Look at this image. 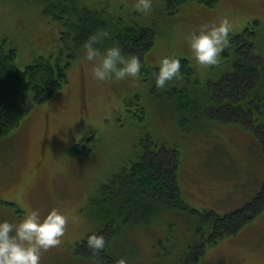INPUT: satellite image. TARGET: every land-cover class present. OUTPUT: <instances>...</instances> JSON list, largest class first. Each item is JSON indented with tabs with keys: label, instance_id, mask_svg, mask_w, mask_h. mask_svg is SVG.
Segmentation results:
<instances>
[{
	"label": "rangeland",
	"instance_id": "rangeland-1",
	"mask_svg": "<svg viewBox=\"0 0 264 264\" xmlns=\"http://www.w3.org/2000/svg\"><path fill=\"white\" fill-rule=\"evenodd\" d=\"M108 2L112 12L140 17L159 33L147 54L133 53L142 63L141 73L120 81L96 80L83 47L64 37L66 29L55 18L42 16V11L28 16L15 3L0 4V35L7 33L17 44L20 69L50 54L70 63L69 83L33 107L16 130L0 140V219L19 220L33 209L43 218L58 208L68 218L66 231L58 245L42 250L40 264H102L78 244L108 227L100 185L108 184L115 171L141 153L139 142L149 129L158 145L178 146L177 175L184 202L164 205L132 227L127 232L131 236L117 233L110 244L113 257L125 264H264V210L236 234L208 242L215 216L232 214L264 197V143L252 119L234 118L230 104H225L221 112L205 109L206 114L190 118L182 130L168 100L170 89L179 85L191 88L201 105L208 88L215 90L214 103L222 105L224 88L219 82L226 83L235 69L249 67L236 61L232 44L246 28L253 42V63H264V0H218L214 6L193 0L171 16L166 0H153L149 13L137 10L136 0ZM222 16L234 22L229 43L218 64L200 65L188 38ZM163 56L188 59L194 71H181L180 78L158 88L152 77ZM262 83L259 79L260 87ZM134 99L145 106L148 127L134 124L135 108L126 105ZM92 133L95 139L75 147Z\"/></svg>",
	"mask_w": 264,
	"mask_h": 264
},
{
	"label": "trees",
	"instance_id": "trees-1",
	"mask_svg": "<svg viewBox=\"0 0 264 264\" xmlns=\"http://www.w3.org/2000/svg\"><path fill=\"white\" fill-rule=\"evenodd\" d=\"M94 1L0 0V4L15 3L21 12L28 16H30L29 13L35 15L42 11V16H51L58 20L62 30L66 29L64 37L79 46H83V42L90 34L106 30L109 35L97 42V46H100L102 50L114 43L119 44L125 54L136 52L144 55L151 50L159 34L155 25L145 23L140 17L132 19L133 16L126 18L117 15L110 10L111 5L108 0ZM189 1L193 0H166L167 14L171 16L178 7ZM197 1L214 6L218 0ZM249 30L246 28L244 33L236 36L232 41L235 51L238 52L236 61L242 63V66L249 64V67L246 71L247 67L242 68L240 72L235 69L226 83L224 82L225 84L222 81L219 82L218 86L224 88V91L220 93L224 98L222 105H215L213 96L217 94L210 88L204 97L205 105L199 103V99L192 94L191 88L175 85L170 89L168 100L179 114L182 130L188 126L190 118L194 119L202 112L206 114L205 109L221 112L222 106L230 104L229 113L234 118L252 119L251 125L257 128V135L264 143V63L258 65L253 63L255 58L253 42L248 41L247 38ZM18 54L17 44L12 38L7 33L0 35V140L9 137L33 107L51 99L69 83L70 63L65 62L61 55L39 56L31 64L20 69L16 62ZM179 59L181 71L190 75L194 69L188 59ZM157 68H154V72ZM153 74L152 78L155 80V73ZM259 79L263 82V87H260ZM254 81H256L255 84ZM126 105L135 108L132 112L135 116L134 124L148 127L145 106L136 99L127 101ZM250 111H254L252 117L249 115ZM94 135L92 133L87 139H82L75 147L92 141L95 139ZM142 138L139 142L141 153L136 154L129 165L124 164L115 171L108 184L100 185V190L105 197L104 204L108 206L104 211L108 227H104L96 234L104 236V247L97 251L91 249L87 245L89 235L78 244L80 250L87 253L89 257L101 261L102 264H118L110 248L111 241L117 233L119 236H131V233L127 232H130L132 227L136 228L141 221H146L148 217L160 212L158 210L164 208V205L171 206L174 203L184 202L177 175L180 161V156H177L178 146L158 145L149 129ZM152 143L157 146L155 149L151 146ZM173 151L176 152L175 155L172 154ZM175 156H177V163L174 166ZM175 169H177L176 172ZM263 210L264 197L258 196L246 208L225 216H215L213 231L209 235L208 242L215 244L219 238L226 237L227 234H236ZM110 227L112 230L109 231Z\"/></svg>",
	"mask_w": 264,
	"mask_h": 264
},
{
	"label": "clouds",
	"instance_id": "clouds-1",
	"mask_svg": "<svg viewBox=\"0 0 264 264\" xmlns=\"http://www.w3.org/2000/svg\"><path fill=\"white\" fill-rule=\"evenodd\" d=\"M153 0H136L134 7L145 13L152 9ZM233 20L222 16L192 32L188 44L200 65H215L220 62V53L229 43ZM106 30L92 33L83 42L85 58L92 62V75L98 81L123 80L138 76L142 63L135 54H125L121 46L112 44L101 50L97 42L107 37ZM181 61L174 56H163L155 70V85L164 88L174 78L181 77ZM67 216L58 208H51L41 217L38 210L26 212L19 220L0 219V264H40L42 250L60 243L66 231ZM102 234L92 233L87 245L97 251L104 247ZM118 264H125L123 259Z\"/></svg>",
	"mask_w": 264,
	"mask_h": 264
}]
</instances>
